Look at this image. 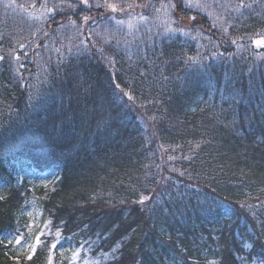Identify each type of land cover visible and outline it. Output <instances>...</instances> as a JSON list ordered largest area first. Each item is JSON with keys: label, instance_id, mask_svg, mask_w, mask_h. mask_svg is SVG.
Returning <instances> with one entry per match:
<instances>
[{"label": "trees", "instance_id": "trees-1", "mask_svg": "<svg viewBox=\"0 0 264 264\" xmlns=\"http://www.w3.org/2000/svg\"><path fill=\"white\" fill-rule=\"evenodd\" d=\"M257 40L264 0H0V264H50L31 204L56 264H264Z\"/></svg>", "mask_w": 264, "mask_h": 264}, {"label": "rangeland", "instance_id": "rangeland-1", "mask_svg": "<svg viewBox=\"0 0 264 264\" xmlns=\"http://www.w3.org/2000/svg\"><path fill=\"white\" fill-rule=\"evenodd\" d=\"M38 179H39L38 181H34L35 184L48 183L51 180L43 176ZM143 197H147V196H143ZM25 213H26L25 214L26 217H24V220H26V224L23 231L12 240L13 249L15 248L22 253L26 252L27 254H31L34 251L36 245L41 242L44 236L47 235H51L53 237L54 241L52 245L62 241L59 232L51 233L52 231L49 221L40 223L39 220L41 216V207H39V205L32 206L31 204L30 207L25 211ZM17 240L20 241L19 244L17 243ZM58 253L59 255H57L54 248H52L50 264H56L57 262L58 263L62 262L61 253L60 252ZM70 253H71L70 255L71 259L68 261L67 264H95L102 258L97 255H92L87 248H82V247H73Z\"/></svg>", "mask_w": 264, "mask_h": 264}, {"label": "snow or ice", "instance_id": "snow-or-ice-1", "mask_svg": "<svg viewBox=\"0 0 264 264\" xmlns=\"http://www.w3.org/2000/svg\"><path fill=\"white\" fill-rule=\"evenodd\" d=\"M82 2H83L85 5L88 4V0H82ZM50 11H52V10L50 9ZM113 11H116L115 7H113ZM83 19H84L85 21H87V20H88V17H84ZM193 19H195V18L193 17ZM73 23H75V22L73 21ZM233 43H235V41H233ZM254 43H256V45H257L258 47H260V46H264V40H257V41H254ZM23 47H24V45H21V48H23ZM3 59H4V57H0V60H3ZM17 59H19V57H17ZM21 67H23V65H21ZM146 199H148V197H142L140 202L143 203L144 200H146ZM38 239H39V238H38ZM17 243L19 244L20 241L17 240ZM55 247H56V244H53V245H52V248H55Z\"/></svg>", "mask_w": 264, "mask_h": 264}]
</instances>
